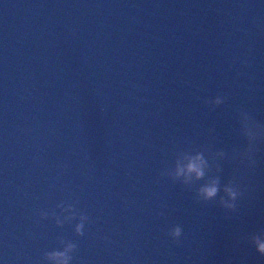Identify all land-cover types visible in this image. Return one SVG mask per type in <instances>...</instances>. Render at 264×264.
Listing matches in <instances>:
<instances>
[{
	"label": "water",
	"instance_id": "water-1",
	"mask_svg": "<svg viewBox=\"0 0 264 264\" xmlns=\"http://www.w3.org/2000/svg\"><path fill=\"white\" fill-rule=\"evenodd\" d=\"M238 109L264 124V0H0V264H264ZM207 146L234 211L167 169Z\"/></svg>",
	"mask_w": 264,
	"mask_h": 264
},
{
	"label": "clouds",
	"instance_id": "clouds-1",
	"mask_svg": "<svg viewBox=\"0 0 264 264\" xmlns=\"http://www.w3.org/2000/svg\"><path fill=\"white\" fill-rule=\"evenodd\" d=\"M224 102L222 95H217L211 99L205 100V103L215 109ZM239 132L243 139L246 141L242 149H233L231 152L232 159H238L241 163L246 164L248 167H253L256 164L254 158L257 151V144L264 140V124L257 122L253 116L244 110L238 109ZM207 153V155H206ZM226 152L224 150H213L211 146L204 147L202 150L192 148L190 150H180L175 154L173 165L170 168L173 173V179L179 180L184 185H196L199 181H204L195 188V199L199 202H209L216 200L219 195L218 203L223 209L234 211L236 208V201L242 195L241 190L234 181L229 180L221 186V176L219 173L222 171L218 161L225 159ZM164 175V171L161 173ZM183 177L184 179H180ZM207 177V178H206ZM232 203H227L225 200ZM82 225L77 226L79 231ZM82 234V233H81ZM182 229L179 225H175L167 233L168 236L173 237L175 242H178L181 237ZM264 229L250 235L249 242L254 247L255 252L264 257ZM51 256H64L62 252L50 253Z\"/></svg>",
	"mask_w": 264,
	"mask_h": 264
}]
</instances>
